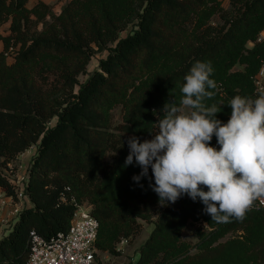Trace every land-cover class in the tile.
I'll return each mask as SVG.
<instances>
[{"label": "trees", "instance_id": "obj_1", "mask_svg": "<svg viewBox=\"0 0 264 264\" xmlns=\"http://www.w3.org/2000/svg\"><path fill=\"white\" fill-rule=\"evenodd\" d=\"M31 1L0 0V29L9 24L7 35L0 30V166L37 148L28 168L30 207L0 241V264L27 263L32 230L44 238L67 232L72 197L94 206L96 248L114 251L118 240L136 233V219L149 221L160 204L150 187L151 168L136 182L140 166L135 160L125 166L128 139L152 135L164 104H179L184 76L196 61L214 69L217 89L205 103L217 104L224 123L234 96L253 98L264 63V40L258 41L264 0H232L229 10L219 0H70L58 16ZM216 17L221 24L213 23ZM99 51L107 58L81 83ZM237 65L243 68L232 72ZM120 106L123 120L115 125L113 111ZM216 142L213 137L211 145ZM0 187L14 194L1 171ZM204 207L189 196L165 204L138 264H184L188 248L180 237L189 220L205 219L215 228L204 245L243 225L264 236V210L247 212L242 222L217 223ZM214 264L241 263L237 256Z\"/></svg>", "mask_w": 264, "mask_h": 264}, {"label": "clouds", "instance_id": "obj_2", "mask_svg": "<svg viewBox=\"0 0 264 264\" xmlns=\"http://www.w3.org/2000/svg\"><path fill=\"white\" fill-rule=\"evenodd\" d=\"M213 73L210 62L191 66L179 104H164L153 138L128 139L125 166L134 160L140 166L136 182L151 168L150 187L162 206L186 194L193 201L199 198L212 221L242 222L256 201L264 205V93L255 99L234 96L224 123L217 118V104L205 103L217 89ZM213 137L219 148L211 145Z\"/></svg>", "mask_w": 264, "mask_h": 264}, {"label": "rangeland", "instance_id": "obj_3", "mask_svg": "<svg viewBox=\"0 0 264 264\" xmlns=\"http://www.w3.org/2000/svg\"><path fill=\"white\" fill-rule=\"evenodd\" d=\"M69 1L70 0H57V2L48 6L51 7L53 14L58 16L61 14L63 8ZM219 1L221 2L223 9L229 10L231 8L232 0ZM32 5L33 3L30 4V6ZM213 23L221 24L222 21L220 18L216 17L213 20ZM0 30L6 32L7 29L3 26ZM41 30L42 25H39L38 31ZM127 35L128 31L123 32L121 34V38H124ZM262 40H264V31L260 34L258 41ZM254 45L255 42H248L247 48H253ZM107 56V51L97 52L87 67V75L80 76V82L84 83L88 79L89 75L99 68L100 61L106 59ZM8 62L10 64L14 62V58L11 54L8 55ZM263 67L264 63H262L260 70ZM242 68L243 66L237 65L234 67L232 72H236ZM257 96H259V94H257L254 90L252 99H255ZM113 115L115 125L121 124L123 120L122 107L120 106L115 108ZM54 122H52L51 125H53ZM156 132H158V129H154V132L148 138V140L152 139ZM29 165L30 159L28 160L27 157L22 159L21 157L20 159L10 162L6 166H0V171L9 180V182L21 184L22 186L23 184L25 185V180L28 178ZM186 197H188V195L184 194L175 203L166 202V205L168 204L170 207H173ZM29 203L30 202H23L21 205V212L30 206ZM82 204H86L93 211L94 206L88 201H83ZM164 210L165 205L162 206L159 204L153 208V215L149 221L141 218L136 219V233L129 238L123 237L122 239L118 240L114 251L103 252L97 249V257L99 262L101 264H138L143 247L147 244L157 227L160 211ZM18 220V218H15L14 221H11L5 225L4 229L0 227V241L8 237ZM214 229L215 228L212 227L205 219H200L198 221H188L186 227L182 230L180 237V243L185 244L188 248V254L185 258L184 264H214L218 258L221 260H233L237 256L239 257V263L241 264H264V236L262 233H257V231L255 232L251 225H243L242 227L232 230L219 237L217 240L211 242L210 245H204V237L215 231ZM124 241L125 243H123ZM180 260V258H176L175 262H179Z\"/></svg>", "mask_w": 264, "mask_h": 264}, {"label": "built area", "instance_id": "obj_4", "mask_svg": "<svg viewBox=\"0 0 264 264\" xmlns=\"http://www.w3.org/2000/svg\"><path fill=\"white\" fill-rule=\"evenodd\" d=\"M254 82L256 93L259 95L264 93V67L257 74ZM212 146L219 148L217 142ZM34 147L36 146L32 148ZM25 181V185L22 186L9 182L14 190L12 195L0 187L1 226L7 225L15 218L19 219L21 205L23 202H29L26 195L28 178ZM62 200L66 202L65 197ZM69 203L75 208L69 230L50 238H44L32 230L29 233L27 243L28 260L26 264H101L97 257L96 248L100 227L98 220L92 215L91 208L86 204L77 202L73 197ZM256 210H264V205H261L259 201L254 203L250 211Z\"/></svg>", "mask_w": 264, "mask_h": 264}, {"label": "crops", "instance_id": "obj_5", "mask_svg": "<svg viewBox=\"0 0 264 264\" xmlns=\"http://www.w3.org/2000/svg\"><path fill=\"white\" fill-rule=\"evenodd\" d=\"M39 1H41V2H43V3H45V4H47V5H50V4H52V3L57 2V0H32V1L30 2V4L33 3V5H34L35 3L39 2ZM4 27H5L7 30H6V32H5V31H4V32L1 31V33H2L3 35H7V34L9 33V32H8L9 24H6ZM3 49H4V44H3L2 41H0V53L3 51ZM36 152H37V148H36V147L31 148L30 150H28V151H26L25 153L21 154V155L19 156L18 159H20L21 157H22V159L27 157L28 160L30 159V163H31V161H32L33 157L35 156ZM29 204H30V203H29ZM29 207H30V206H29ZM0 227L4 229V226H0Z\"/></svg>", "mask_w": 264, "mask_h": 264}]
</instances>
